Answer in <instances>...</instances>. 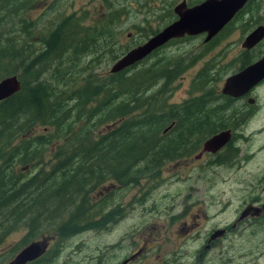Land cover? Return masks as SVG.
<instances>
[{
    "label": "trees",
    "instance_id": "16d2710c",
    "mask_svg": "<svg viewBox=\"0 0 264 264\" xmlns=\"http://www.w3.org/2000/svg\"><path fill=\"white\" fill-rule=\"evenodd\" d=\"M38 1L0 0V80L16 76L20 83L16 93L0 101V242L22 232L21 249L42 242L43 256L51 247L45 236L61 242L105 227L117 205L112 203L113 190L137 183L158 168L157 160L164 161L161 127L190 123L188 113L193 111L217 115L227 109L232 125L244 120L243 114L235 115L239 105L212 86V67L197 71L189 85L191 97L177 108L166 109L162 100L147 96L151 88L168 85L180 73L177 68L163 71L160 58L153 67L137 69L162 48L118 73L87 71L82 65L91 57L89 44L95 56L111 60L128 50L113 55L114 10L109 2L97 30L79 23L74 30L66 19L34 30L26 12ZM166 20L162 26L173 20L172 13ZM225 124H207L198 132L199 140ZM45 155L51 156L49 163ZM101 217L105 221L99 227Z\"/></svg>",
    "mask_w": 264,
    "mask_h": 264
},
{
    "label": "rangeland",
    "instance_id": "374dc122",
    "mask_svg": "<svg viewBox=\"0 0 264 264\" xmlns=\"http://www.w3.org/2000/svg\"><path fill=\"white\" fill-rule=\"evenodd\" d=\"M185 1L188 6H192L203 0ZM105 3L114 10L111 32L115 44L112 48L115 50L113 55L117 56L120 51L129 50L137 43H142L152 32L163 28L166 18L180 0H42L31 3L26 19L28 26H33L34 30L65 19L74 30L75 23L97 30L104 20L103 15L107 14ZM258 25H264V0H253L247 10L218 34L210 45H204L203 36H199L163 46L152 57L139 63L137 69L150 68L160 58L157 63L163 71L177 68L180 73L168 85L162 87L160 83L151 88L147 96H154L155 102L162 100L166 109L177 108L191 97L188 94L189 85L202 67H212V86L219 91L223 80L237 72L243 52L241 44L247 34ZM28 42L33 43L34 40L29 39ZM259 46L262 48H258ZM89 49L92 58L86 57L85 62L90 61L82 65L87 67V71L91 68L105 75L119 58L111 60V57L95 56L90 44ZM263 51L264 40L247 55L259 58ZM85 72L79 78L82 79ZM80 83L81 81L77 85ZM248 97L253 99L250 107L244 106L245 99L235 102V105L241 108L243 106L246 112L243 114L244 123L234 132L232 149L235 150V155L232 156L230 165L219 167L196 162L192 158L190 162L159 163L153 173L143 175L137 183L113 190L112 203L117 205L111 208V217L105 227L81 232L61 242L45 236L51 240L47 242L51 247L50 251L39 258L40 264H95L94 260L103 254L107 257L116 254L122 256L137 250L143 253H174L177 241L176 221L169 224V220L155 212V206L173 205L176 210L182 199L180 196L188 194L189 190L198 191L190 199H204V205L197 209L204 212L209 220L205 226H201V234L210 227H222L229 218L232 219L233 211L238 205L236 199L244 198L251 189H257L262 194L261 197H264V79L250 90ZM48 159L51 156L45 155V162L51 161ZM226 200H229V207L221 208L219 205L223 206ZM106 211L107 209L101 215ZM104 221L101 217L99 227ZM250 235L251 230L248 228L243 235L246 241L232 242L229 245L232 253L247 252L259 243L261 252L264 247V231L253 238ZM22 236V232H13L0 242V264H7L18 253ZM150 237L156 240L152 241ZM226 252L227 241H222L207 254V258L212 263L220 264ZM263 259L264 256L260 257L256 263L261 264Z\"/></svg>",
    "mask_w": 264,
    "mask_h": 264
},
{
    "label": "flooded vegetation",
    "instance_id": "af4514ba",
    "mask_svg": "<svg viewBox=\"0 0 264 264\" xmlns=\"http://www.w3.org/2000/svg\"><path fill=\"white\" fill-rule=\"evenodd\" d=\"M182 1L184 2L185 7L187 8L194 6V5L188 6L185 0H180V2ZM250 1L252 0H247L242 5V7L233 15V17L236 14H238L241 10H244L246 4ZM172 15H173V20L171 22L176 20V16L173 14V9H172ZM233 17L215 36H213L208 41H204L205 39L204 34H199L196 36H184L179 39H173L167 42L166 44L176 40H185V38L191 39V38L203 36L202 43L204 45H207L208 43H211V41L218 34H220L224 29H226L231 24V22L234 20ZM157 31H155L153 34H155ZM263 40L264 37L257 45H255L250 49L245 50L242 47L241 50L243 52L240 58L241 61L237 71L239 69L244 68L247 65H250L251 63H254L260 58V57L253 58L249 64L247 65L244 64L248 59L247 54L255 47L260 45V43ZM137 45H139V43L136 44V46ZM220 90L221 88L219 89L218 93L221 97L230 98L226 95L221 94ZM248 93L236 99L235 98H230V99L233 101V103L237 102L238 100L245 99L246 105L244 106L250 107L253 104V101L250 104L248 103V99H249ZM245 112L246 109H244L242 106V108L240 107L238 109L235 115H237V117L239 118L240 117L239 115H242ZM188 114L190 115L187 121L190 122V120L192 119L190 123L182 124V125L170 124L160 128L159 136L162 138V140L164 139L162 145L163 147H165V151H162V155H164V161L157 160V162L159 163H164V162L181 163L185 161L190 162L192 158L196 162L209 163V164L217 165L219 167L230 165L232 161V156L235 155V150L232 149V142L235 137L234 132L237 131L236 128L238 127L241 128L240 126L243 123H241L240 125H232L231 116L227 114V109L224 112H220L217 115H207L203 111L202 112L193 111ZM221 120L225 121L226 128L219 129L216 134L220 132L228 131L230 134L228 142H226L224 145H222L219 149H217L214 152L204 150L202 145L210 137L200 141L198 132L201 129L206 128L207 124ZM205 122L207 123L205 124ZM215 128H220V127L216 126ZM188 192H189L188 194L180 196L182 199L181 201H179L176 210H174L175 206L173 205L155 206L156 208L155 212L156 213L159 212L161 215H163L166 218L167 221L169 220L170 221L169 224H172L173 221H176L177 224L176 252L169 254L160 253V252L143 253L140 252V250H137L133 253H127L126 255L120 256L119 254H116L113 255L112 257H107L105 256V254H103V256H100L95 260L93 259L96 262L95 264H215L212 263L211 259L207 258V254L212 249L215 248V245L217 243L222 241H227V252L226 254H224V257L221 258L220 264H257L256 261L260 257L264 256V247L261 252L259 251L260 243L254 247H251L247 252L244 253H232V249L229 245H231L232 242H236L238 240L242 242L246 241L247 239L243 237V235L248 228L251 230L250 236H252V238L256 236L258 233H260L262 230L264 231V210L262 209L264 205V197H261L262 194L260 195V191L257 192V189H251L245 195L244 198L241 199L237 198L236 200L238 201V205L233 211L234 213L233 218L232 219L229 218V220H227L222 227H216V226L210 227L202 234L199 232L200 228L202 225L203 226L206 225L209 218L208 216H206L204 212L200 211L197 208L200 205H204L203 204L204 199L203 198L190 199V197H193L194 194H197L198 191L189 190ZM219 206L225 209L228 208L229 200H226L223 206L222 205ZM173 212H176V214H174ZM150 239H152V241L156 240L153 239L152 237H150ZM145 243L147 244L146 240ZM40 257H43L42 254L34 261L25 264H40V260H39ZM233 261L236 262L233 263ZM261 264H264V259L262 260Z\"/></svg>",
    "mask_w": 264,
    "mask_h": 264
},
{
    "label": "water",
    "instance_id": "95a60500",
    "mask_svg": "<svg viewBox=\"0 0 264 264\" xmlns=\"http://www.w3.org/2000/svg\"><path fill=\"white\" fill-rule=\"evenodd\" d=\"M247 0H204L192 7H185L180 2L173 8L176 20L165 25L143 43L130 48L120 56L110 67L109 73H118L134 64L139 63L156 49L161 48L173 39L184 36L204 34V41L215 36L242 7ZM264 37V26H258L243 40L242 47L250 49ZM264 79V51L260 58L227 76L221 87V94L230 98H238L247 94ZM20 83L16 76H8L0 80V101L16 93ZM248 99V103H252ZM229 132H220L207 139L202 147L214 152L229 140ZM264 210V205L262 207ZM246 211V210H245ZM244 211V212H245ZM44 250L42 242H33L22 248L7 264H25L37 259Z\"/></svg>",
    "mask_w": 264,
    "mask_h": 264
}]
</instances>
